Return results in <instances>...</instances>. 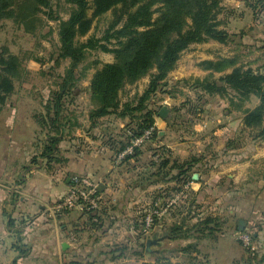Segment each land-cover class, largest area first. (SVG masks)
<instances>
[{"label": "rangeland", "instance_id": "1", "mask_svg": "<svg viewBox=\"0 0 264 264\" xmlns=\"http://www.w3.org/2000/svg\"><path fill=\"white\" fill-rule=\"evenodd\" d=\"M227 6L232 5L228 4ZM53 8L55 14L61 19L68 17L70 6L65 4L63 0L57 1V4L55 0ZM90 13L91 11H89ZM253 13L247 15L246 21L239 23L240 28L235 27V30L240 32L231 34L227 44L218 46L214 43L191 44L182 53L174 70L168 74V85H163L158 92L149 97L148 106L157 110L153 127L154 132L158 135L154 137V140L161 139L162 144L151 146L149 142H146L143 146L144 149H142L143 152L139 154L137 160L134 158L125 159L126 155L118 158L117 155L123 150H118L121 144L125 145L127 142L129 144L134 138L131 134L135 129V118H131V120L128 116L120 118L116 114H112L111 119L116 121V126L111 127L113 130L110 131V136L99 131L100 143H104L109 149H111L110 140L118 142L115 144L116 154L111 149V158L114 156L112 164H114L115 172L118 174L115 182L121 189L120 197L127 198L128 202L117 206L113 214L116 219L120 220V226L117 229L121 237L124 236L125 241L122 242L126 245V251L129 247V242L126 239L130 237L128 230L129 226H132L131 233L141 237L139 245L136 244L137 251L145 254L146 238L151 234L149 230L144 232L142 229L146 225L144 217L152 210L154 200L160 199L159 208L167 204L168 207L165 213L155 217L150 224V227L154 228L152 236L158 241L157 244L152 245L153 250H158V252L152 251L151 253L155 260L167 258L172 262L182 264H264V262H259L261 254L264 253V186L263 190L260 187V182H264V155L262 154L264 153V141L257 143V140L250 139L248 131L244 135H242L243 133L240 134V125L239 123L238 125L235 124L236 129L233 130V134L229 138H237L241 141V146L236 149L241 148L243 154L248 155L247 158H244L246 161L243 165L246 166L247 164V167L246 175L243 176L248 178L252 176L253 182L244 186L240 183L243 177L230 179L224 176L225 173L233 172L236 169H230L228 165L224 166L225 162H221L220 157L211 159L212 155L223 147V142L218 135L214 134L217 132L214 124L208 122L204 127L199 124L200 119H207L210 116V108L217 103V98L207 96L197 100L195 94L197 89L191 86L194 78H201L206 74V71L197 66L198 62L209 57L238 56V64L264 73V10L262 17H255ZM41 16L46 18L45 15ZM112 18V11L95 17L87 35L80 36L79 39L83 40L88 35L101 36ZM45 20L46 24L39 28L40 30L35 34L25 32L21 25L11 19L0 21V52L5 50L7 53L16 55L23 68L20 77L14 82V90L7 96L2 106L7 108L5 116H11L12 112L14 115L17 109L19 120L24 119L25 123L36 122L33 115L44 111L43 103L47 102L51 90L56 87L55 83L60 81V77L69 64V60H60L59 63L55 61L58 47V20ZM112 61L113 53L110 52L96 50L88 54L85 63L94 62L92 68L87 72L85 78L77 82V88L73 89L76 97H69L64 102L65 108L73 111L77 123L84 122L83 120L88 117L90 101L86 87L91 75L96 68L101 67L102 63ZM148 80L149 77L145 76L133 84L125 85L119 91L120 105L128 102L129 106H135L146 88ZM182 80H188V83H184ZM257 101V97L252 96L244 106L251 108ZM162 106L168 108L167 118L170 117L169 121H165L158 115ZM202 107L204 111L197 115L198 110ZM0 114L2 115V113ZM138 114L137 111L132 113L133 116ZM232 115L239 117L240 114L234 112ZM107 117L103 119L105 122L108 121ZM98 122L102 121L99 120ZM93 130L92 134L97 132L96 129ZM44 132L39 125L37 128L30 129V132H26V134L32 133L31 142L38 148L37 154L41 149L42 140L45 138ZM60 145L62 151L64 140L60 142ZM161 147L167 149L163 154H160ZM257 153L261 154L259 158L254 157V154ZM37 154L28 158V163L30 162L32 167L37 163L31 159ZM201 154L204 158V166L190 170V172L198 174L197 180L186 179L185 184L177 191L172 190L175 187L173 181L162 183V187H156L152 190H149V186L138 185L143 181L138 174L140 172L143 176V171H146L150 158L157 160L160 155H165L171 160L176 158L181 162ZM216 156H220V154ZM215 165L219 168L221 166L220 174L223 175L216 183L212 180L218 179L214 175ZM219 183L222 185L219 186ZM224 184L227 186L225 187L226 190ZM172 199L176 201L169 205ZM110 200L116 202L112 194ZM181 200H186L187 205L181 204ZM189 206L192 210L189 216L195 215L186 220L185 224L190 226L199 219L217 216L218 219L215 222L219 226L210 233L207 229L202 232L195 230L193 232L194 237L172 240L171 243L165 230L180 221ZM239 220L243 221L242 230L239 228ZM211 225L213 222L209 226ZM245 232L255 236V246L258 251L253 256L240 238ZM109 240L110 238H107L103 242ZM187 244H195V246L185 252L178 251ZM143 260L134 258L135 262L129 264L136 262L137 264H154L144 263Z\"/></svg>", "mask_w": 264, "mask_h": 264}, {"label": "trees", "instance_id": "2", "mask_svg": "<svg viewBox=\"0 0 264 264\" xmlns=\"http://www.w3.org/2000/svg\"><path fill=\"white\" fill-rule=\"evenodd\" d=\"M54 1L0 0V21L11 19L21 25L27 33L35 34L39 31V28L46 24L45 19L58 20L55 61L59 63L60 60H69V64L64 74L59 76L61 79L55 83L56 87L51 90L47 102L43 103L44 111L33 115L36 123L45 131V138L37 156L31 161L48 168L63 164L66 160L60 142L66 135L71 134L78 123L73 111L67 110L64 102L69 97H76L73 89L77 88V82L85 78L92 68L94 62L85 63L91 51L113 53V61L102 63L101 67L96 68L86 87L90 101L88 112L90 124L95 127L102 123L98 122L99 120L102 121L101 119L112 114L120 118L126 116L130 119L135 118V129L131 134L135 137L153 126L157 110L149 107L147 100L158 92L160 87L168 85V74L174 70L182 53L194 43L214 40L227 44L233 34L223 27L226 23L220 18L223 13H228L222 6V0H63L70 6L66 19H61L55 14ZM57 1L60 0H56V4ZM246 3L255 17H262L264 0H246ZM107 11H112L113 18L101 36L88 35L83 40L79 39L80 36L87 35L93 19ZM41 15H45L46 18ZM237 57L221 56L201 60L197 66L206 71V74L201 78H194L191 86L197 89L195 92L197 100L207 96L226 98L229 105L242 115L239 133L244 135L248 131L250 139L264 141V73L238 64ZM22 70L21 61L16 55L5 50L0 52V106L14 90V82L20 77ZM145 76H148L149 80L135 106H129L128 102L120 105L119 91L125 85L133 84ZM182 82L188 83V80ZM252 96L257 97V103L251 108L245 107L244 104ZM133 111L139 114L133 116ZM202 111L203 107L198 110L197 115ZM169 119L170 117L165 121ZM156 135L158 133L153 132L146 142L152 146ZM130 143L131 141L129 144L128 142L125 145L121 144L120 148L116 149L124 150ZM110 144L116 154L115 144L118 142L110 140ZM144 144L134 147L133 152L124 158L137 160L139 154L143 152ZM241 144L237 138H228L225 149H236ZM165 151L167 149L161 147L160 154ZM216 155L214 153L211 158L215 159ZM113 158L114 156L112 161ZM158 159L150 158L146 171H143L144 177L139 172L138 175L143 181L138 185L148 186L173 181L175 187L172 190L177 191L185 184L186 179L194 180L192 179L194 172H190L191 169L204 166L202 154L181 162L176 158L171 160L165 155H160ZM108 206L100 204L98 209L87 213L92 225L101 226ZM190 206L186 208L185 215L180 221L165 230L168 239L191 238L194 237L195 230L202 232L207 229L210 233L217 229L219 226L215 222L217 216L199 219L190 226L185 224L186 220L195 215L189 216L192 212ZM211 222L213 225L209 226ZM250 238L255 250L246 248L253 256L258 250L255 246V236L251 235ZM194 246L195 244H187L178 251L185 252ZM16 247L19 250L18 257L26 254L22 246ZM125 248L126 246H122L114 249L119 251L117 256H125ZM135 253L142 256L139 250ZM259 262H264V253L261 254ZM153 263L182 264L167 258H158ZM12 264H16V260ZM68 264L88 263L73 260Z\"/></svg>", "mask_w": 264, "mask_h": 264}, {"label": "crops", "instance_id": "3", "mask_svg": "<svg viewBox=\"0 0 264 264\" xmlns=\"http://www.w3.org/2000/svg\"><path fill=\"white\" fill-rule=\"evenodd\" d=\"M228 4L232 6H227ZM222 6L228 11L220 15L226 23L223 27L229 33L240 32L235 30V27L240 28L239 23L246 21L247 15L253 12L246 0H222ZM204 43L222 45L214 40ZM214 97L217 98V103L211 106L210 116L200 119L199 124L202 127L208 122L214 124L217 130L214 134L223 142V147L215 152L220 156L215 157H220L221 162H225L224 166L236 169L225 173L224 176L230 179L243 177L241 185H248L253 182L252 176H243L246 175L247 167V164L243 165L246 161L244 158L248 155L243 154L241 148L225 149L227 139L236 129L235 124L241 125L242 115L229 105L226 98ZM6 109L0 106V264H12L14 260L16 264H68L73 260L88 264H129L135 262L134 258L144 259V263H153L155 259L152 254L139 256L135 253L141 237L131 233L132 226H129L128 230L130 237L126 239L129 242L126 255L117 256L119 251L114 250L126 245L122 242L125 241L124 236L121 237L117 229L120 220L116 219L113 213L117 206L128 201L127 198L120 197L121 189L115 182L118 174L112 164V150L104 143L101 144L98 137L99 131L110 134L113 130L111 127L116 126V121L111 119V115H108L107 122L103 118L102 123L95 127L90 124L88 117L84 122H79L64 139L62 154L65 162L48 168L43 164H35L32 167L30 162L28 163V158L37 154L38 148L31 142L32 133L26 132L37 128L38 124L19 120L17 109L14 115L12 112L11 116H5ZM234 112L241 116L234 117ZM212 121L214 123H211ZM93 129L97 132L92 134ZM153 144L159 145L162 141L153 140ZM260 156L259 153L254 154L256 158ZM220 168L215 165L214 175L218 179H212L214 183L223 176L220 174ZM73 176H90L97 187L99 186L97 190L101 204L109 205L100 227L92 225L87 214L76 209L63 212L56 210V204L69 191ZM221 185L219 183V186ZM148 186L149 190H152L162 187L163 184ZM263 186L264 182H260L262 190ZM225 187L226 184L224 189ZM111 194L116 202L110 200ZM122 200L124 202H121ZM149 232L152 235L154 228H150ZM107 238L110 240L103 242ZM18 245L26 251L22 257H18Z\"/></svg>", "mask_w": 264, "mask_h": 264}, {"label": "built area", "instance_id": "4", "mask_svg": "<svg viewBox=\"0 0 264 264\" xmlns=\"http://www.w3.org/2000/svg\"><path fill=\"white\" fill-rule=\"evenodd\" d=\"M154 132V127L146 129L141 134L135 136L130 145H128L125 150L117 155L118 158H122L125 155L131 154L134 147L142 146L146 141H148ZM71 187L67 194L62 197V199L56 204V210L58 212H63L65 210L76 209L83 214H87L90 211L96 210L101 204V198L97 191V184L89 176H73L71 177ZM183 195V192L181 193ZM176 199H178L176 197ZM176 200L172 199L169 202H175ZM160 199L154 200L152 203V210L144 217L146 225L143 226V231H148L151 227L153 219L165 213L167 211L168 204L160 207ZM181 204L187 205L186 200H181ZM159 208V209H158ZM242 242L246 247L251 251L255 250L254 245L251 243V238L248 234L244 233L240 236Z\"/></svg>", "mask_w": 264, "mask_h": 264}, {"label": "water", "instance_id": "5", "mask_svg": "<svg viewBox=\"0 0 264 264\" xmlns=\"http://www.w3.org/2000/svg\"><path fill=\"white\" fill-rule=\"evenodd\" d=\"M158 115L161 118L166 119L167 116H168V108L166 106H162L161 109L158 112ZM192 178L194 180H197L198 174L197 173H193ZM97 189H99V186L97 187ZM238 224H239L240 230H242L243 229V221L239 220ZM157 243H158V241L156 239H154L152 235L147 236L146 242H145V253L151 254L152 251H157L158 252V250H153L152 249V245L157 244Z\"/></svg>", "mask_w": 264, "mask_h": 264}, {"label": "clouds", "instance_id": "6", "mask_svg": "<svg viewBox=\"0 0 264 264\" xmlns=\"http://www.w3.org/2000/svg\"><path fill=\"white\" fill-rule=\"evenodd\" d=\"M9 123H10V121H9Z\"/></svg>", "mask_w": 264, "mask_h": 264}]
</instances>
